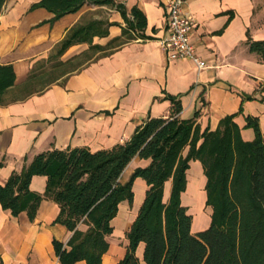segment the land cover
Segmentation results:
<instances>
[{"label":"crops","instance_id":"1","mask_svg":"<svg viewBox=\"0 0 264 264\" xmlns=\"http://www.w3.org/2000/svg\"><path fill=\"white\" fill-rule=\"evenodd\" d=\"M39 1L6 0L0 16V65H13L17 75L0 106V184L51 149L98 152L125 144L149 117L171 115L170 96L181 100V119L199 113L202 132L215 131L225 117L236 115L245 141L256 139L248 117L258 120L264 135V62L248 45L249 39L264 41V0H185V11L197 24L192 32L197 54L208 65L203 70L190 59H170L161 45L168 37L170 0H116L147 17V28L142 35L133 32L134 40L123 36L127 24L116 9L86 5L51 24V12L31 10ZM91 22H104L108 35L76 40L62 51L63 43ZM150 163L135 158L122 182ZM187 180L182 203L185 197L195 202L200 194L207 202L200 161L190 163ZM30 187L43 194L47 178L35 176ZM147 190L138 178L133 205L121 203L103 264H119L126 256V233ZM171 190L172 180L165 184L164 201ZM59 214V205L47 199L34 221L27 212L13 216L0 203V264H60L53 242L67 243L71 233L55 223ZM144 250L142 243L137 251L142 264Z\"/></svg>","mask_w":264,"mask_h":264},{"label":"trees","instance_id":"2","mask_svg":"<svg viewBox=\"0 0 264 264\" xmlns=\"http://www.w3.org/2000/svg\"><path fill=\"white\" fill-rule=\"evenodd\" d=\"M5 2L0 0V16ZM86 5L119 11L127 24L126 40L136 39L133 32L142 35L147 28V17L137 6L128 12L116 0H41L31 10L51 12L50 23L54 24ZM107 35L104 22H91L75 31L62 51L76 40L88 42L93 36ZM248 45L264 62V41L249 39ZM16 79L13 65H0V106L6 104L5 95ZM168 99L171 115L149 117L125 144L98 152L51 149L37 155L22 172L0 184L3 209L15 217L27 212L34 221L43 200L56 202L60 214L55 223L71 233L67 243L53 242L60 264H103L115 231L113 220L121 203L133 205L134 182L141 178L148 190L126 233L127 253L119 264H142L137 255L142 243L145 264H264V135L258 120L247 118V126L256 132L251 142L243 139L236 115L225 117L215 131L202 132L198 112L193 119L183 120L181 100ZM137 157L151 160L150 165L136 169L123 183V173ZM192 161H200L204 167L206 204L212 208L210 227L198 233L193 232V216L182 204ZM35 176L47 178L43 194L31 190ZM170 180L171 195L165 202V184Z\"/></svg>","mask_w":264,"mask_h":264},{"label":"built area","instance_id":"3","mask_svg":"<svg viewBox=\"0 0 264 264\" xmlns=\"http://www.w3.org/2000/svg\"><path fill=\"white\" fill-rule=\"evenodd\" d=\"M196 26L195 20L185 11V0H170L167 18L168 37L161 41V45L169 53L170 59H190L203 70L208 65L197 54L192 39V32Z\"/></svg>","mask_w":264,"mask_h":264},{"label":"rangeland","instance_id":"4","mask_svg":"<svg viewBox=\"0 0 264 264\" xmlns=\"http://www.w3.org/2000/svg\"><path fill=\"white\" fill-rule=\"evenodd\" d=\"M129 175H130V171L126 174V178H128ZM203 198L204 195L200 194V196H198L196 200H194L195 202H191L192 201L191 198L185 197L184 199L185 201H183L182 203L184 207L189 208V214L193 216L194 233H198L203 230H206L207 228L210 227L211 224L212 208L207 206L206 201L205 202L202 201ZM165 201L167 202L168 198H166ZM187 202H189L190 205H188ZM143 264L145 263L143 262Z\"/></svg>","mask_w":264,"mask_h":264}]
</instances>
